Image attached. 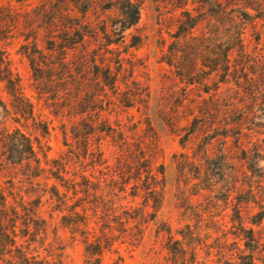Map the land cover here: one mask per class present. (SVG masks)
I'll use <instances>...</instances> for the list:
<instances>
[{
	"label": "trees",
	"instance_id": "16d2710c",
	"mask_svg": "<svg viewBox=\"0 0 264 264\" xmlns=\"http://www.w3.org/2000/svg\"><path fill=\"white\" fill-rule=\"evenodd\" d=\"M3 1L0 264H64L56 216L81 236L91 264L114 251L115 225L125 238L138 221L141 241L168 195L154 114L182 149L197 145L172 157L180 181L195 172L199 191L222 182L237 194L230 229L213 206L208 218L196 211L206 258L178 240L171 264H264V0H41L32 9ZM148 1L160 27V94L135 55L149 41L140 28ZM15 43L32 95L14 67ZM56 119L67 150L51 157Z\"/></svg>",
	"mask_w": 264,
	"mask_h": 264
},
{
	"label": "rangeland",
	"instance_id": "374dc122",
	"mask_svg": "<svg viewBox=\"0 0 264 264\" xmlns=\"http://www.w3.org/2000/svg\"><path fill=\"white\" fill-rule=\"evenodd\" d=\"M5 2L6 1L0 0V4ZM40 2L41 0H28L27 5L29 6V9H32L38 6ZM13 4L17 5L16 0H13ZM157 15L158 13L155 10V6L148 1L143 11L140 28L141 31L149 35V41L144 48L135 51V55L137 58H143L148 63L152 79L154 80L153 88L158 91V94H160L162 92V76L165 72L162 69L163 66L159 64V60L162 56V47L159 44L160 27L158 25ZM133 33H136V31H133ZM163 35L168 41L170 40L165 29ZM18 49L19 45L17 43L10 47L14 67L21 74L28 86V94L32 95L30 89L32 82L31 72L27 61L17 52ZM193 97H195L194 94ZM2 99L6 103H9L8 96L5 93L2 94ZM45 112L49 113L48 109L45 108ZM5 120H7V118L0 105V122ZM7 124L9 126H14L11 120H8ZM153 124L160 135L161 144L165 153V164L168 167L167 200L157 218L148 214L145 223L142 225L145 233L141 241H139V239L137 240L139 231L136 228V224L138 221L131 222L129 233H127L128 235L125 238L123 237L124 235L121 234V227L115 225L117 230L119 229V231L116 230L115 233L116 236L119 237L117 239L118 242L114 247V251H117L105 252L102 258V264H171L170 259L172 251L177 247L178 240L183 242L188 251L191 250L190 246L195 245L199 252L200 260H204L208 249L203 245V242L208 231L205 229V225H203L200 230L197 229V226L200 225L198 224L200 218L199 216H196V211L201 214L202 212L205 213V218H208L206 210H209L212 206L214 208L211 210L216 216L215 220L220 224H225L224 226L227 227L226 229H230L232 226L230 222L235 213L237 194L230 192L228 187H226V185L224 186V183L222 182L219 184L218 189L213 193L199 191V188L194 185L199 182L194 179V177L197 176L195 172L190 173V180H187L188 185L186 187L185 182L187 181H180L172 157L174 154L182 152L192 155V148H197L196 143L191 144L188 149L184 150L180 146L179 138L170 132V129L156 114H154ZM55 126L56 130L53 132L50 142L52 147L50 153L51 157H58L61 152L67 150L63 145L61 124L58 119L55 120ZM216 143L217 142H215L214 145H216ZM230 145L232 144L230 143ZM215 147L220 146L216 145ZM262 165L264 166V162ZM183 189H187V191L184 192ZM142 205L143 199H136L134 206L142 207ZM152 211L153 210L150 209L149 213ZM189 225L190 228L188 227ZM54 226L57 227L58 235L65 246L63 258L64 264H91L86 261L88 258L85 244L83 243L81 236L72 234L70 229L64 227L60 223V219L57 218V216L54 220ZM168 228H171V234L167 231ZM51 231H53V228H51ZM213 234V237L218 235L217 233ZM51 236H53V234ZM212 242L213 240L209 243ZM213 252L216 253L215 250ZM211 259L213 260L215 257H212Z\"/></svg>",
	"mask_w": 264,
	"mask_h": 264
}]
</instances>
